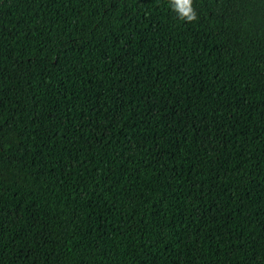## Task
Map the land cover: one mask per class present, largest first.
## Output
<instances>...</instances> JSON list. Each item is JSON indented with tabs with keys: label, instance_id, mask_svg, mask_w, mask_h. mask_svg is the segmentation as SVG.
Segmentation results:
<instances>
[{
	"label": "trees",
	"instance_id": "1",
	"mask_svg": "<svg viewBox=\"0 0 264 264\" xmlns=\"http://www.w3.org/2000/svg\"><path fill=\"white\" fill-rule=\"evenodd\" d=\"M0 0V264H264V0Z\"/></svg>",
	"mask_w": 264,
	"mask_h": 264
},
{
	"label": "clouds",
	"instance_id": "2",
	"mask_svg": "<svg viewBox=\"0 0 264 264\" xmlns=\"http://www.w3.org/2000/svg\"><path fill=\"white\" fill-rule=\"evenodd\" d=\"M168 6L176 17L185 23H192L198 19L193 0H168Z\"/></svg>",
	"mask_w": 264,
	"mask_h": 264
}]
</instances>
